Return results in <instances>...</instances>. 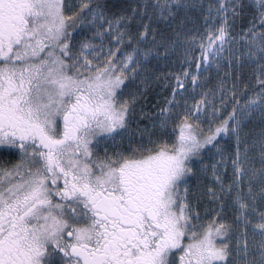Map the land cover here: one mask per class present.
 Here are the masks:
<instances>
[{
    "label": "snow or ice",
    "instance_id": "obj_1",
    "mask_svg": "<svg viewBox=\"0 0 264 264\" xmlns=\"http://www.w3.org/2000/svg\"><path fill=\"white\" fill-rule=\"evenodd\" d=\"M0 264H264V0H0Z\"/></svg>",
    "mask_w": 264,
    "mask_h": 264
},
{
    "label": "trees",
    "instance_id": "obj_2",
    "mask_svg": "<svg viewBox=\"0 0 264 264\" xmlns=\"http://www.w3.org/2000/svg\"><path fill=\"white\" fill-rule=\"evenodd\" d=\"M124 2L132 3V2H139V0H124ZM186 2H189V3L200 2V3H204L206 5L208 3H215V0H186ZM190 16H191V19L193 21H198L200 19V14H199L198 10L190 13ZM197 26H199V25H197ZM170 67H176V65L173 64V65H170ZM250 71L251 70H246V73L248 75H250ZM166 94H167V90L164 89L162 86L160 88L159 94L157 93L155 88L153 90H150L149 94H148L150 103L146 106L148 108V110H151L152 104L155 103L157 100H159L160 103H163V96L166 95ZM249 131H250L251 136H255V137L259 136L260 128H259V121L258 120L255 121L250 126ZM229 174H230V170H229ZM203 183L211 184L212 183L211 175H209L206 179H204Z\"/></svg>",
    "mask_w": 264,
    "mask_h": 264
}]
</instances>
